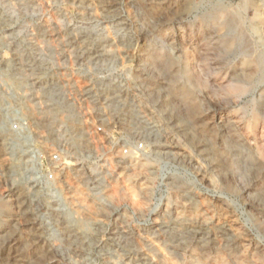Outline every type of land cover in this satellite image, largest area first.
<instances>
[{"label":"rangeland","instance_id":"1","mask_svg":"<svg viewBox=\"0 0 264 264\" xmlns=\"http://www.w3.org/2000/svg\"><path fill=\"white\" fill-rule=\"evenodd\" d=\"M0 264H264V0H0Z\"/></svg>","mask_w":264,"mask_h":264},{"label":"built area","instance_id":"2","mask_svg":"<svg viewBox=\"0 0 264 264\" xmlns=\"http://www.w3.org/2000/svg\"><path fill=\"white\" fill-rule=\"evenodd\" d=\"M53 97L56 100L54 95ZM103 111L110 110L103 109L102 111H98L95 117H93V115L90 113H83L82 118H75L80 125L82 137H84V141L86 143L85 147L95 151L96 153H98V149H106L108 150V154L113 157L114 160L116 155H118L121 159H134L138 158L140 155H143L146 151L144 139L129 140L128 137L132 136L126 133V131L118 130L115 127H109L110 120L108 125L104 124L101 120L100 114L103 113ZM11 129L14 131V137H18V140L21 137H33L29 131L28 124L23 118L15 119L14 125H12ZM67 133L70 140L72 141L71 137H74L75 134L69 131ZM105 144L107 145V148L105 147ZM64 150L65 149L63 148L54 149L48 154V159L45 161V166L42 167L39 172L40 178L44 183L51 184L53 181H55V177L59 172H61L64 168H71L73 166V163L71 162L72 157L65 154ZM111 160L112 159L108 158L109 165L112 163Z\"/></svg>","mask_w":264,"mask_h":264},{"label":"bare ground","instance_id":"3","mask_svg":"<svg viewBox=\"0 0 264 264\" xmlns=\"http://www.w3.org/2000/svg\"><path fill=\"white\" fill-rule=\"evenodd\" d=\"M21 83V82H20ZM46 106L44 108V110H42L41 112H39L40 115L46 117V118H53L57 112L58 109L60 107V104H58L56 101H54L53 96L50 94H47L46 97H44ZM31 114V113H30ZM33 114V113H32ZM62 125L67 129V130H73L76 128V121L74 119V116H72V114H69L64 121H62ZM75 131H79V130H75ZM74 140L76 142H79L82 139V132H76L74 133ZM75 142V143H76ZM73 143V141H72ZM81 145V144H79ZM85 146V145H84ZM80 220H74V223H78ZM81 223V222H80ZM80 223L77 224V227L80 229H86V226H82ZM229 230V229H228ZM233 234V233H232ZM235 238V237H234Z\"/></svg>","mask_w":264,"mask_h":264}]
</instances>
